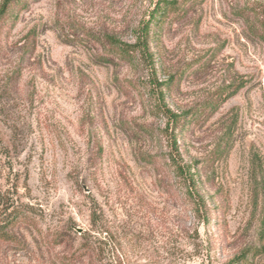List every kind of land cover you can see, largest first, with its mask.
I'll return each mask as SVG.
<instances>
[{
    "label": "rangeland",
    "instance_id": "obj_1",
    "mask_svg": "<svg viewBox=\"0 0 264 264\" xmlns=\"http://www.w3.org/2000/svg\"><path fill=\"white\" fill-rule=\"evenodd\" d=\"M163 1L152 65L122 57L114 41L135 43ZM263 33L264 0L14 3L0 21V264H229L264 246Z\"/></svg>",
    "mask_w": 264,
    "mask_h": 264
},
{
    "label": "trees",
    "instance_id": "obj_2",
    "mask_svg": "<svg viewBox=\"0 0 264 264\" xmlns=\"http://www.w3.org/2000/svg\"><path fill=\"white\" fill-rule=\"evenodd\" d=\"M17 1L18 0H3L2 5L0 6V21L3 19V17L9 11L11 6L14 3H16ZM173 8H174L173 3H170L167 1L157 3V7L154 9V11L151 14V19L148 21H144L136 29V31H135V37H136L135 43L128 44V43H123L120 41L119 42L114 41V46L117 49L118 53L122 57H125V56L133 57V55L135 54L136 56H138L142 60V62L145 65H147V66L152 65V61H151L152 57H151V53H150L151 30H152L153 26L155 25L157 18L158 17L164 18L170 10H173ZM262 38L264 39V33L262 34ZM161 111L165 114V117L168 120V122H167L168 125H172L173 128H176V126H178L182 122L180 120L181 117L172 113L168 109L161 108ZM175 165L177 166V170H178L179 174H181V176L184 179V186L187 190V193L189 194V196L192 199L193 205H195V207L200 209L202 198L200 196H198L199 200H197L195 198L194 192H197V190H196L197 188L194 184V181L192 180V178L190 179L188 177L187 172L185 170L181 169V167L178 165V163H175ZM9 221H10L9 217L0 218V225L2 226V227L0 226V238L3 237L4 226ZM260 224H261V229L259 232V238H260L259 240L262 243L263 238H264V210H263V214H262ZM263 253H264V246H263V244H260V246L258 248H255L254 252L252 251V249L244 250L237 259L230 262L229 264H243L244 262H246L249 259L250 255L255 257V256L261 255Z\"/></svg>",
    "mask_w": 264,
    "mask_h": 264
}]
</instances>
